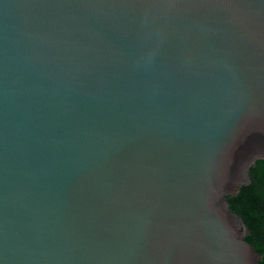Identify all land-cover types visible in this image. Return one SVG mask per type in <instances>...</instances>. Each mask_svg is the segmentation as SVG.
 Returning <instances> with one entry per match:
<instances>
[{
	"label": "water",
	"instance_id": "95a60500",
	"mask_svg": "<svg viewBox=\"0 0 264 264\" xmlns=\"http://www.w3.org/2000/svg\"><path fill=\"white\" fill-rule=\"evenodd\" d=\"M256 159L264 0H0V264H258Z\"/></svg>",
	"mask_w": 264,
	"mask_h": 264
},
{
	"label": "trees",
	"instance_id": "16d2710c",
	"mask_svg": "<svg viewBox=\"0 0 264 264\" xmlns=\"http://www.w3.org/2000/svg\"><path fill=\"white\" fill-rule=\"evenodd\" d=\"M229 210L243 222L244 238L260 254L264 264V159H256L247 169V180L235 194L226 196Z\"/></svg>",
	"mask_w": 264,
	"mask_h": 264
},
{
	"label": "rangeland",
	"instance_id": "374dc122",
	"mask_svg": "<svg viewBox=\"0 0 264 264\" xmlns=\"http://www.w3.org/2000/svg\"><path fill=\"white\" fill-rule=\"evenodd\" d=\"M242 181H246V179L243 178ZM244 233H245V228H244Z\"/></svg>",
	"mask_w": 264,
	"mask_h": 264
}]
</instances>
